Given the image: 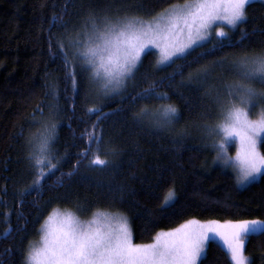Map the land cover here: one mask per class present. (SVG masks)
Listing matches in <instances>:
<instances>
[{
	"label": "trees",
	"instance_id": "trees-1",
	"mask_svg": "<svg viewBox=\"0 0 264 264\" xmlns=\"http://www.w3.org/2000/svg\"><path fill=\"white\" fill-rule=\"evenodd\" d=\"M183 2L0 0V264H24L26 250L51 210L76 203L85 209L81 218L96 208L125 215L136 244L151 243L157 232L192 219L264 220V174L238 187L233 173L215 161L205 132V125L219 118L210 96L225 81L226 66L264 49V3L250 2L246 19L230 35L195 46L175 63L157 65L156 53L146 51L134 78L115 95L96 92L89 72L71 55L66 65L57 46L59 37L64 51H74L69 41L84 39L78 32L89 11L147 20ZM221 59L224 65L216 63ZM205 69L206 79L191 78ZM145 89L167 93L169 99L142 98ZM161 103L177 108L170 128H154L148 119L137 122L141 108ZM45 122L56 124L52 149L59 162L53 160L57 169L29 193L35 176L27 141ZM90 134L102 136V158L115 150L103 170L88 167L81 155ZM169 188L175 197L165 206ZM206 251L198 264H230L218 242L210 240ZM244 254L249 264H264V233L247 238Z\"/></svg>",
	"mask_w": 264,
	"mask_h": 264
},
{
	"label": "snow or ice",
	"instance_id": "snow-or-ice-1",
	"mask_svg": "<svg viewBox=\"0 0 264 264\" xmlns=\"http://www.w3.org/2000/svg\"><path fill=\"white\" fill-rule=\"evenodd\" d=\"M249 4L250 0H184L182 4L169 5L150 20L136 15L110 16L106 11L98 15L89 11L82 31L78 32L84 39L69 41L74 51H64L65 45L59 37L56 43L66 65L71 55L73 62L79 61L81 68L89 72L94 84L104 91H116L134 78L147 48L159 50L157 65L175 63L186 50L197 44L203 46L202 42L210 40L213 32L217 38L226 37L225 26L231 30L244 21ZM216 63L224 65L225 61ZM228 70L235 79L224 83L215 97L221 122L206 124L205 132L216 150V159L226 167L239 169L236 183L240 185L264 172V152L260 150L264 148V49L233 60ZM207 75L205 69L191 78L206 79ZM72 76L75 84V72ZM142 98L169 99L167 93L156 94L149 89L144 90ZM253 115L257 118L253 119ZM176 118L177 108L171 103H161L152 109L144 107L135 113L138 123L148 119L162 129L170 128ZM55 132V122H45L27 141L28 160L35 176L26 189L29 193L37 190L46 176L57 169L59 158L52 149ZM233 136L242 145L236 163H232L225 147ZM102 139L100 135L90 134L89 145L81 153L88 160V167L103 170L110 166L106 157L115 150H108L102 158L98 154ZM89 153H92L90 159ZM54 159L57 163H53ZM174 197V188H169L164 197L165 206ZM84 211L79 203L53 208L38 230L39 246L29 244L24 264H197L198 259L206 258V242L212 236L221 239L230 264H249V257L244 254L245 242L253 234L264 233L261 219L223 223L192 219L177 229L157 232L151 243L136 244L132 241L128 218L122 213L96 208L91 210L90 219H81Z\"/></svg>",
	"mask_w": 264,
	"mask_h": 264
},
{
	"label": "rangeland",
	"instance_id": "rangeland-1",
	"mask_svg": "<svg viewBox=\"0 0 264 264\" xmlns=\"http://www.w3.org/2000/svg\"><path fill=\"white\" fill-rule=\"evenodd\" d=\"M250 2H260V3H264V0H250ZM151 19V18H150ZM150 19H147V20H150ZM145 20V19H144ZM237 28V27H236ZM236 28H234V29H231V30H229L228 29V27L227 26H225V30L228 32V35H230ZM227 35V36H228ZM212 39H220V38H217L216 36H215V33L213 32V34H212V38L210 39V40H212ZM210 40H208V41H210ZM208 41H204V42H202V43H205V42H208ZM197 45H199V44H197ZM197 45H195V46H197ZM194 46V47H195ZM193 47V48H194ZM149 50H153L155 53H156V57H157V59L159 58V50L158 49H155V48H153V47H149V48H147L146 50H145V52L146 51H149ZM191 49H189V50H186V53L187 52H189ZM144 52V53H145ZM144 53H142V55L144 54ZM185 53V54H186ZM239 58V57H238ZM238 58H236V59H238ZM162 66V65H161ZM227 67V69L225 70V72L223 73V78L225 77V81H219V85H218V88L216 87V89L215 90H213L212 91V96H210L211 97V99H212V101L214 102V104H216V101H215V97H216V94H217V90L218 89H220L221 88V86L224 84V83H226V82H231L233 79H235V76H234V73L233 72H231V71H229L228 70V66H226ZM226 74H227V76H226ZM229 77V78H228ZM227 79V80H226ZM92 82V81H91ZM127 84V83H126ZM92 86H93V88H94V90L96 91V92H98V93H100V94H103V95H108V96H110V95H115V94H118L119 92H121L124 88H125V86L124 87H122V88H120V89H118V90H116V91H104L103 89H101V88H99V86L97 85V84H94L93 82H92ZM257 87H258V85H257ZM216 106H217V104H216ZM217 111L219 112V108H218V106H217ZM256 111H258V109L256 110ZM252 118L253 119H256L257 118V116L256 115H253L252 116ZM149 122L152 124V122L149 120ZM218 122H221L220 121V119L218 118V120L213 124H210V125H215L216 123H218ZM153 125V124H152ZM154 128H158V127H155V126H153ZM217 139H219V138H217ZM209 144V146H211V144L210 143H208ZM225 147H226V149H227V155L231 158V160H232V163H236L237 162V153L238 152H241L242 151V145H241V142H240V140L237 138V137H235V136H233V137H231L229 140H228V142H227V144L225 145ZM211 148L215 151V153H216V150L211 146ZM216 156V155H215ZM215 161L217 162V163H219V164H221V165H223V163L220 161V160H218V159H216L215 158ZM224 166V165H223ZM224 168H226L227 170H229V171H231L232 173H233V175L236 177V175H237V172L239 171V169L238 168H233V167H231V166H228V167H226V166H224ZM262 174H264V172H261L260 174H257L256 175V177H255V179H251L250 178V180L248 181V182H246V183H243V184H240V185H238V187H245V186H247L248 184H250V183H252V182H254V181H256V180H258L259 179V177H260V175H262ZM236 179V178H235ZM91 218V216L90 217H87V218H81V219H90ZM44 221H45V219H44ZM44 221L41 223V225L44 223ZM41 225L39 226V228H38V230L40 229V227H41ZM177 228H179V227H177ZM177 228H175V229H177ZM169 231V230H168ZM168 231H164V232H168ZM210 240H213V241H216V242H218L220 245H222L223 246V248H224V245H223V243H222V241H221V239L219 238V237H217V236H212V238L210 239ZM209 240V241H210ZM209 241H207L206 242V245H207V243L209 242ZM39 243H40V236H39V231L37 232V237H36V239L35 240H33L32 242H31V244L32 245H36V246H39ZM225 249V248H224ZM230 258V257H229ZM199 261H200V259H198L197 260V264L199 263Z\"/></svg>",
	"mask_w": 264,
	"mask_h": 264
}]
</instances>
